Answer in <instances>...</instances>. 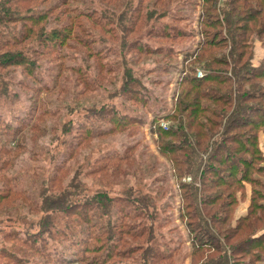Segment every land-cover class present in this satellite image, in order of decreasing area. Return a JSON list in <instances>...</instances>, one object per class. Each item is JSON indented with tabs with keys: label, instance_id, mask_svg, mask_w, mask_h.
<instances>
[{
	"label": "rangeland",
	"instance_id": "1",
	"mask_svg": "<svg viewBox=\"0 0 264 264\" xmlns=\"http://www.w3.org/2000/svg\"><path fill=\"white\" fill-rule=\"evenodd\" d=\"M61 1L0 0V194L11 197L0 207V264H81L83 242L101 236L100 223L108 219L112 224L118 222L120 228L110 241L104 236L105 242H91L98 248L104 246L89 255L96 264H102L110 249L126 254L114 255L106 264H208L221 253L224 242H244L264 230V173L258 171L264 167L260 155L264 157V128L245 126L224 134L230 122L223 118L222 126L213 130L217 133L214 140L237 138V143H225L232 147L227 150L232 155L230 163L237 168L236 176L228 177L225 165L207 163L206 155L196 192L180 186L194 182L181 173L187 167H179L180 173L174 168L177 158L181 160L179 152L161 151L164 143L178 146L187 141L184 146L196 147L192 136L199 125L191 128L187 121L208 125L203 118L177 116L175 110L189 84L183 80L193 76L194 70L196 77L199 71L204 73L198 79L206 76L208 57L201 61L203 51L194 54L209 39H225L222 47L211 51L231 64L229 81L220 95H229L231 89L235 106L238 95L250 92L255 97L241 100L237 126L264 122V79L243 82L237 73L251 55L253 65L258 46L263 48V60L255 68L264 73V33H258L260 26L255 23L239 21L241 12L263 5L256 0H215L216 4L205 0H64L66 8L36 24L40 13ZM63 9H68L66 15L61 13ZM217 18L221 24L209 28L207 21ZM242 26L251 27L253 33L241 39L236 27ZM54 29L61 31L62 41L43 43ZM167 34L171 37H165ZM233 40H247L249 46L236 49L232 56ZM20 52L29 64L10 66L9 60ZM244 52L241 63L233 62ZM211 68L226 69L221 65ZM241 75L246 76L245 69ZM163 124L168 125L167 130ZM158 126L178 133L162 137L156 133ZM252 135L258 136L256 147L243 143L244 137ZM211 142L212 138L204 139L201 149ZM246 149L250 151L246 153ZM225 152H220L218 160L225 162ZM249 160H253L251 167L245 163ZM206 165L217 173H209L204 181ZM218 173L229 182L245 177L242 189L233 190L235 198L224 193ZM254 180L258 186L253 185ZM247 188L250 208L256 203L254 214L248 224L234 231L235 212L240 201H246ZM43 193L65 197V203L55 202L60 212L51 210L46 217ZM222 194L217 204L204 203ZM232 201L234 206L224 213L221 204ZM186 204L199 207L206 227H197L200 220L189 215L196 209L189 210ZM258 205L263 208L258 210ZM76 211L89 216L90 227L83 215H73ZM252 223L247 232L245 227ZM126 225L143 236L133 239L121 234L122 230L127 233ZM118 237L123 243L116 242ZM208 237L211 245H202ZM132 248L137 250L131 252ZM253 254L260 256L261 252ZM12 255L20 261L11 259Z\"/></svg>",
	"mask_w": 264,
	"mask_h": 264
},
{
	"label": "trees",
	"instance_id": "2",
	"mask_svg": "<svg viewBox=\"0 0 264 264\" xmlns=\"http://www.w3.org/2000/svg\"><path fill=\"white\" fill-rule=\"evenodd\" d=\"M205 1L208 3L210 2L212 4H216L215 0H205ZM246 1H248V0H246ZM256 1L259 4H262L263 6L259 7V8L253 7L250 11L247 10V11L241 12V15L239 17V21L240 22H245V21L247 22L248 21L249 23H255L256 25L260 26V30H258V33L259 32L264 33V0H256ZM62 7H64V8L67 7V2L64 0L61 1L58 5H55L54 7L50 8L48 10V12L40 13V15H39L40 17H39L38 21L35 19V22L37 21L36 24L43 23L45 20H47L49 18V15L54 14V12H56V10H60ZM65 10H68V9L62 10L63 12H61V13L63 15H66V14H64ZM230 15H232V14H230ZM87 18H89V16H87ZM212 21L213 22L207 21L208 26H211L209 28H214L215 25L221 24V21L218 18L215 21L214 20H212ZM70 26H74V23L70 24ZM78 26L82 27V24L80 23ZM250 28L251 27H248V26L236 27V30H239L238 37H240L242 39V38H245L249 32L253 33L252 30L250 31ZM229 29H230V27H229ZM30 31H33V30H31V28H30ZM46 36H47V37H45L46 40H44L43 43H50L51 44V43H57V42L62 41L61 31L58 29H54L51 33H48ZM165 37L170 38L171 35L167 34V35H165ZM222 40L223 41L217 42L216 40L209 39V40L202 42L198 45L197 51L194 55L197 54V56H198V54L203 51V55L200 57L201 61H202V58L204 56L208 57V60L206 61V65H207L206 67L207 68H205L206 69V76L203 79H198L196 77V71L194 70L193 76L186 77V79L183 80L184 81L183 83H187V84L189 83L188 87H186V89L181 94V97L179 99V103L176 104L177 109L175 110L176 111L175 114H177V116L180 113L186 119L190 118V119L198 120L200 118H203L208 123V125H205V124H202L201 122L197 123L196 121L195 122L194 121H187L189 127H191V128H193L195 126V124L199 125V129H197V131H195V133L192 136L196 140V142H195L196 147H193L191 144L188 145L187 147L184 146L183 143L188 144L187 141H184L182 143L183 146L181 144L178 146H173V145H170L168 143H164L162 145L161 151H163L164 153H166L167 150L170 151L171 153L179 152V157L181 160L178 161L179 158H177V161H176L177 165L174 164V166H175L174 168L176 170H178V172L180 173L181 169H179V167H181V166L187 167L188 168L187 172H181V173L184 176H185V174H186V176L190 175L193 179L194 184L189 183L190 184L189 185V184L181 183L180 186H181L182 190L190 189V190L195 191V192L198 191V189L195 187V183H196V179L198 178V176L200 174L199 171L201 170V167L204 164V156H206V155H209V157L207 158L208 160L206 159L207 163L225 165L226 169L224 171L229 172L228 177L234 178V176H236L237 168L234 166L235 163H230L232 161V155H231V153H229V150H227V147L228 148H232V147H229V145H226L225 143L226 142L227 143H237L238 142L237 138H234V136L225 137L224 140L220 139V142H218L219 140H214V137L217 135V133L213 134V130L216 127L222 126L221 120L223 118L226 117L227 122H230L227 124L228 126L227 125L225 126L224 134L225 133L226 134H232L234 131H237L238 128L245 127V126H247V127L248 126H254L255 129H257V126L258 127L261 126L262 128H264V122L257 123L255 121L245 122V123L242 122V124L240 126H237L239 123H241V120L239 119V112L242 109L241 100L243 99L244 102H246V101H250L252 99H255V97L252 93L246 92L243 95H238L237 106L234 105V101H233L234 98L232 96L233 92H231V89L228 92V94L230 93L229 95H227V96H225V95L221 96L220 95L222 88H224L223 87L224 84L227 83V81H229L227 74H228V68L231 67V64H230L229 60H227V59H218L214 55V53H212L211 50L215 49V48L222 47L221 45L223 44L225 39H222ZM233 42H234L235 46L232 49V53H231L232 56L236 55V53H235L236 49H239V50L240 49H246L249 46L248 44L246 45L247 40L246 41H242V40L240 41L239 40V43H237L236 41L233 40ZM205 49H206V51H205ZM245 53L246 52L240 53L239 55H237L236 61H233V62L241 63V59H242V57H244ZM240 57H241V59H240ZM251 60H252V55H251L250 59L248 60V62L244 64L243 68H239V67L237 68V73H239V76H240L239 81L240 80L243 82L249 81V79H252L253 77L258 78V79H260V78L264 79V73H262V72L257 73L256 72L257 69L255 67H253L252 63L250 62ZM9 61H12L10 63V66H15V67H23V66H26L29 64L28 58L23 55V52L18 53L16 56H12V58ZM213 65L224 66V67H226L227 70L226 69H224V70L213 69V68H211ZM248 68H251V69L248 70ZM243 69H245L246 76L241 75ZM234 72L236 73V70H234ZM202 101H204L205 103H208V104H204V103H202ZM212 105L214 107H212ZM230 110L232 112L230 115H228L229 114L228 112ZM250 111H252V109H250ZM207 115H209V117ZM177 116H175V117H177ZM131 122H135V121H131ZM204 130H207V131H204ZM17 131H19V130L16 129V133H17ZM156 133H159L162 137H173V136H176L178 132L171 127L169 128L168 131H164L161 127L158 126V128L156 129ZM182 136H184V135H182ZM199 138L202 140H199ZM207 138H209V140L212 138V142L210 144H208V146L206 148L204 147L205 149H201L202 144H203V140L207 139ZM243 143L244 144L248 143V144L256 147L258 144V136L252 135L251 137H244ZM247 148H249V147L247 146ZM210 151H211V153L213 152L212 155H210ZM224 151H226L225 152L226 153L225 162H224V160L223 161L218 160L220 152H224ZM248 151H250V150L246 149L245 152L248 153ZM260 153H261V151H260ZM249 155H251V154H249ZM260 155L262 156V159L264 160L263 155L262 154H260ZM239 161H240V163H244L242 161V159H240ZM252 161H250V160L245 161V163L248 167H251L253 165ZM194 168L195 169L198 168V170L192 173V171L195 170ZM258 171H259V173L263 174L264 173V167H262L261 169H258ZM190 173H192V174H190ZM209 173H213V174L217 173V170L213 166L206 165V168L202 172V176H203L202 180L206 181L205 178H207ZM182 174L181 175L179 174L178 177L184 178V176ZM216 176L219 178V181L223 182V185L225 187L224 193H228L227 195L229 198H231V196L236 192V189H239V188L242 189L243 183L245 182V180H244L245 177L244 178L241 177L242 179L240 178L239 180H236V178H235L234 180H231L232 182H229L227 180H224L223 177L219 176V173L216 174ZM252 183H253V185L255 184L256 186H258V180H254V182H252ZM261 186H263V188H264V185H261ZM233 190H235V192H233ZM254 193H256V191H254ZM224 195L225 194H222L221 197L220 196L215 197L213 199V201H211V202H209V201L205 202L204 201V203H206V204H208V203L217 204L222 199V197ZM234 198H235V194H234ZM254 198L256 200V196ZM10 199H11V197L9 196V194H7V195H5L4 193L0 194V207L2 205L6 204V202H8ZM184 199L186 200L187 196H184ZM188 199H189V196H188ZM65 201H66V199L63 196H56L54 194L53 195H46L43 193V197H42V204H43L42 208L43 209H42V212L47 215L46 217L51 215L49 213L51 210H55L53 212H60L59 207H55L56 206L55 202H58V204L59 203L63 204V203H65ZM234 204H235V201H232L228 204L222 203L221 208H222L223 212L225 213L226 212L225 208L227 209L232 205L234 206ZM254 204H256V203H254ZM254 204L250 208L252 210V212L250 211V214L248 215L247 218L242 219L238 222L236 228H234V231H238L242 225L248 224V222L252 220V216L254 214V212H253ZM187 205L188 204H186V208H188L189 210L190 209H196L195 213L193 215H191L190 213H189V215L191 217L194 216L195 219H197V220H200V225H198L197 227L200 230L202 227H206L207 226L205 223L206 220L202 219L200 217L199 211L197 210V208L199 209V207L195 208V206L193 207V205H189L187 207ZM262 208L263 207L261 205H258L257 209L260 210ZM65 210L63 213L71 214L70 211H65ZM73 215H76L77 217L83 215L82 217L84 218L87 225L89 227L91 226L90 219H89V216L87 214H78V211H76V213H74ZM126 217H129V216H126ZM228 217H229V214L226 216V219H228ZM131 219H136V218H131ZM261 219H262L261 217L258 218V221ZM124 221H125V218L121 219V223H124ZM106 222H108V223H106ZM117 223L112 224V221L109 219L104 221V222L101 221L100 230L102 231V235L98 236L95 239H93L92 237H89L86 242H83L85 246L83 247L82 252L79 256L78 263L96 264V262H95L96 259H93V261H91V258L89 257V255L97 254L98 252H100L101 250L104 249V246L102 248L100 247L101 248L100 249L98 247H95L93 245V243H91V242L100 243V242H105L107 240L108 241L112 240V238L115 234L114 230L120 228V224H117ZM254 223L250 224V226H248V227H245L247 232L249 230H252V225H254ZM203 224H205V225H203ZM126 227H127V229H126L127 233H124L125 231L122 230V231H120L121 234L122 233L126 234L127 236H130L133 239L140 238L143 236V235L139 234V232H133L134 228H132L128 225H126ZM242 228H244V227H242ZM205 230H208V229H205ZM145 232H146V230L144 231V233ZM207 232H209V231H207ZM104 236L106 238L108 236L109 237L106 240V238ZM211 239H210V237H208L206 243L201 241V240L200 241L202 242V245H203V243L204 244L208 243L209 245H211V242H212ZM116 242L117 243H123L122 237H118ZM132 249H135V248H132ZM136 250L137 249L132 250L131 252H135ZM125 254L126 253L122 254L121 252L116 253L115 251H112L110 249L107 253L106 259H104L102 261V264L103 263L106 264L109 260H111L113 258L114 255H117L120 257V256H124ZM10 258L13 259L14 261H20V259L17 257V255H12V256H10Z\"/></svg>",
	"mask_w": 264,
	"mask_h": 264
},
{
	"label": "crops",
	"instance_id": "3",
	"mask_svg": "<svg viewBox=\"0 0 264 264\" xmlns=\"http://www.w3.org/2000/svg\"><path fill=\"white\" fill-rule=\"evenodd\" d=\"M263 49V48H262ZM255 47V56L253 60V66L257 67L261 64L263 58V50ZM264 143V135L261 137V145ZM264 150V144L262 145ZM249 188H247V199L245 202L240 201L239 207L235 212L234 227L237 226L238 222L245 219L249 215L250 210V195ZM241 235V234H240ZM239 237V233H238ZM244 242L235 243L233 245L223 243V246L219 247L221 253L218 256L208 260V264H264V230L256 231L252 235H249ZM262 242V243H261ZM247 245V246H246ZM256 245V247H255ZM257 248L255 250H251ZM226 251V253H224ZM261 252L260 256L252 255L253 252ZM214 252V251H213ZM244 257L243 260H236Z\"/></svg>",
	"mask_w": 264,
	"mask_h": 264
},
{
	"label": "built area",
	"instance_id": "4",
	"mask_svg": "<svg viewBox=\"0 0 264 264\" xmlns=\"http://www.w3.org/2000/svg\"><path fill=\"white\" fill-rule=\"evenodd\" d=\"M203 76H204V73H203V72L199 71V72L197 73V77H198V78H202ZM162 126H163V128H165L166 130L168 129V125H167V124H163ZM189 181H191V179H189Z\"/></svg>",
	"mask_w": 264,
	"mask_h": 264
}]
</instances>
